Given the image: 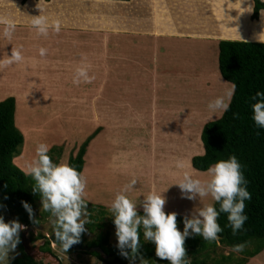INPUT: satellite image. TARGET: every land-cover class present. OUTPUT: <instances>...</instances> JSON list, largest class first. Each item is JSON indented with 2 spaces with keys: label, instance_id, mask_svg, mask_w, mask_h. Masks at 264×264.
I'll use <instances>...</instances> for the list:
<instances>
[{
  "label": "crops",
  "instance_id": "1",
  "mask_svg": "<svg viewBox=\"0 0 264 264\" xmlns=\"http://www.w3.org/2000/svg\"><path fill=\"white\" fill-rule=\"evenodd\" d=\"M60 1L64 0L50 2L28 0L26 4L24 0H0V17H11L16 22L11 39L3 36L5 26L0 24V87L3 83L7 85L8 81H12L11 86L13 83L16 84L14 92L12 87L4 92L2 88L0 89V103L14 97L17 104V117L19 110L23 108L27 109L25 114H30L32 112L27 107L29 104L27 99L31 97L28 93L33 90L42 91L40 84H50L63 67L72 73L70 67L72 64L77 68L82 64L90 65V75L94 77L92 82L100 83V88L107 89L114 100L111 107H100V114L102 113L103 116L105 113L110 114L108 124L100 126L106 130L100 135V140L110 136L109 142L117 148L114 155L118 156L119 162L116 163V157L112 155V161L108 160V169L111 171L109 173L120 176L124 170L136 171L137 166L133 167L128 165L129 163L123 165V159L130 163L136 159L141 160L142 152H139V147L142 146L160 145L168 148L170 144H167L168 139L163 132L165 134L174 130L183 132V135L179 136V141L182 153L186 155L191 153L188 167L185 170L178 167L174 156L166 155L167 149L164 152H158L162 157L160 160L162 167L158 169L155 176L157 181L149 185L151 191L163 193V196L168 199L169 203L165 204L164 211L179 215L181 204L192 203V201L181 198L179 187L177 185L173 187L170 179L177 184L185 173L193 178L209 179L208 172H199L192 167V159L205 154L201 140L204 127L210 122L220 120L224 113L221 117L219 114L213 117V119L218 118L217 120L208 122L211 118L207 106L201 110L204 114L194 110L190 112V115L197 119L194 126H191L194 119L183 116L186 113L183 108H173V99L176 101L185 93L195 89L191 86L199 80L201 72H194V67H206V58L200 65L197 61L199 58L195 59V56L199 55L200 51L209 49L213 51L214 56L211 57V61L213 58V67L216 70L217 83H219L216 98L224 95L233 84L226 82L220 74V43L222 41L260 43L255 37L264 32L262 22L264 17L260 16L259 21L252 20L254 0L253 3L252 0H94L93 3L85 2V5L89 4L88 6L92 7L94 12L92 15L105 24V34L109 36L108 41L99 46L96 45L95 39L100 41V31L96 28L80 26V23L75 26L70 25L71 13L67 15L68 7L58 5ZM56 3L59 7L55 5ZM103 7H109V9H103ZM41 12L49 18L50 22H59L58 31L51 28L47 36L37 34L31 26V20L39 16ZM13 48L22 51L24 61L9 66L7 60ZM41 48L47 49L46 56H40ZM64 58L68 59L66 64L63 63ZM75 71L76 69L74 73ZM75 86L78 85L71 84L66 89H72ZM206 89H209V85H206ZM57 97L54 95V99ZM48 98L51 97L48 96ZM79 98L90 97L83 94ZM59 108L62 107L47 108L43 104L38 110L45 109L40 111L44 114H57L61 111ZM101 121H104V117L100 119ZM199 122L202 123L201 126L198 125ZM184 123L189 126H184ZM196 129L199 130L197 143L194 141L195 136L192 135ZM126 131H133V137H126ZM137 132H144L146 136H137ZM185 132L189 134L184 137ZM146 137L149 139L147 140ZM130 143L138 147L136 151H131L128 147ZM102 152L105 154L104 149ZM153 157L151 155V158ZM103 161H106L104 156ZM110 162L113 163L112 169L109 167ZM120 187L125 188L123 184ZM197 200L201 204V200L199 198ZM209 200L204 204H213L211 197ZM193 203L196 202L193 201ZM141 209L142 206L137 208L138 211L143 212Z\"/></svg>",
  "mask_w": 264,
  "mask_h": 264
},
{
  "label": "rangeland",
  "instance_id": "2",
  "mask_svg": "<svg viewBox=\"0 0 264 264\" xmlns=\"http://www.w3.org/2000/svg\"><path fill=\"white\" fill-rule=\"evenodd\" d=\"M28 2V1H27ZM26 2V3H27ZM85 2H95L94 0H68L60 1L58 5L68 7L67 15L70 14V25H77L80 23V26H87L89 28H96L100 31V41L95 39L96 45H101L105 41H108L109 36L106 33L104 28L105 24L97 20L96 16H93L92 7L85 5ZM24 3V4H26ZM57 7V3L55 4ZM103 9H109V7H103ZM28 12V10H27ZM73 19V20H72ZM264 24V18H263ZM255 26V25H252ZM26 28V27H25ZM264 29V28H263ZM255 37V36H254ZM96 48H98L96 46ZM208 49V48H207ZM213 55L212 49L208 51L202 50L200 54L195 56V59L199 58L197 61L200 65L203 64V60L206 58V67H194V72H201L199 80L195 82L191 87L195 88L189 93H185L182 97L173 99V108L179 109L183 108L186 113L183 116L191 117L194 119L191 126H194L196 122V117L190 115V112L196 110L201 114H204L203 107L208 106L213 98H216V93L218 91L219 83H217L218 78L216 70L213 67L214 59L211 57ZM68 59L64 58L63 63H67ZM72 68L69 72L65 67L62 68L60 72L57 73V76L51 83L40 84L43 88L42 91L33 90L30 95V99H27L28 106L30 109V114H25L26 108L19 110L18 117L16 114V125L21 130H23V135L25 137L24 148L22 149V155L15 160V164L19 167L24 173L27 171L28 165L36 159V148L40 143H46L50 146V149L53 147H62L64 149L63 157L60 160V164H68L71 155L76 154L78 149L83 145L88 137L94 134V132L100 128V126H106L110 117L109 113L100 114V107L112 105L114 102L112 94L107 89L100 88V83H82L78 86L72 87V89H66L70 87L71 84H74L72 81L74 79L75 73L74 70L77 67L72 64ZM221 74V73H220ZM12 81H8L7 85L3 83L2 92L11 89L14 92L16 90V84ZM1 85V84H0ZM37 85V84H36ZM206 85H209V89H206ZM212 85V86H211ZM104 90V91H103ZM56 93H55V92ZM72 94V95H70ZM76 94V95H75ZM87 95L90 97L88 99L79 98L82 95ZM54 95L58 96L54 99ZM50 96L51 98H48ZM76 96V98H75ZM68 97V98H67ZM43 102V103H40ZM116 103V102H115ZM45 104L47 108L49 106H59L62 107L60 112L57 114H44L41 113V110L38 108ZM172 104V103H171ZM175 106V107H174ZM29 111V110H28ZM17 113V112H16ZM218 115V114H217ZM104 117V121L100 122V119ZM205 117V115H203ZM221 117V115H220ZM218 119V118H217ZM217 119H210L214 121ZM111 124V123H110ZM199 126L202 125L201 122L198 123ZM184 126H189V124L184 123ZM105 128H100V134L96 137L95 140L91 143L87 155H86V165L83 172V175L87 179V189L86 197L88 203L96 207H103L107 213H105V218L102 217L103 229L92 230L88 229L87 225L85 226L86 231L84 232L85 242L91 243L94 241L100 234H110L111 235V245L117 246V236L116 228L112 223L114 217L109 211L110 205L114 200L117 193L121 192L124 188L120 187L122 184L124 186L129 185L133 180L136 181L134 189L130 190L127 195L134 202L138 203L137 208L142 206V201L150 192L155 190H150V183L155 182L156 174L158 169L161 168L162 163L160 162L161 156L158 152H164L165 149L168 151L166 155H173L176 159L177 164L182 163V170H185L189 165L190 154L182 153L181 143L179 141V136L183 135V132L170 131L167 134L163 132L165 137L168 139L167 144H170L168 148L164 146H155L147 145L146 147H139V152L141 154V160H134L133 162H128V160L123 159V165L129 163L133 167L137 166L136 171L124 170L122 175L111 174L108 169V160L112 161V155L116 157V163L118 162V156L114 155V152L117 150L116 147H113L110 143V136H106V139L100 140V135L105 132ZM22 132V131H21ZM136 133V131H135ZM160 136L161 132H159ZM187 132L184 133V137ZM194 135V141L197 143L199 141V130L196 129L192 132ZM137 136H146L144 132H137ZM148 136V135H147ZM126 137L132 138L133 131H126ZM147 138V137H146ZM149 138H147L148 140ZM186 139V138H185ZM101 142V144H100ZM188 142V141H186ZM198 145V144H197ZM202 145V143H201ZM131 151H136L138 147H135L134 143H130L128 146ZM127 147V148H128ZM201 147V146H200ZM128 148V149H129ZM105 150V154L102 152ZM153 152V154H152ZM128 154V153H127ZM137 154V152H136ZM162 154V153H161ZM198 154V153H196ZM151 155L153 158H151ZM103 156L105 157V162L103 161ZM135 156V154H134ZM168 158V156H166ZM157 160V162H156ZM166 163V162H164ZM113 163L110 162L109 167L112 169ZM120 166V165H119ZM140 167V168H139ZM137 175H136V174ZM205 173V172H203ZM146 177V178H145ZM199 179V178H196ZM105 180V184H103ZM201 180H207L201 178ZM157 181V180H156ZM102 182V183H101ZM172 186L174 187V180L170 179ZM101 183V184H100ZM155 184V183H154ZM153 185V184H152ZM147 188V189H145ZM146 192V193H145ZM166 203L168 199L166 198ZM206 201H210L209 197L201 200L199 204L198 200H195L196 203L184 202V205L181 204L179 207L180 214L183 217H191V213L199 207L206 206L204 204ZM212 205H214V201ZM211 204V203H210ZM107 205V206H104ZM0 216H3L5 222L18 221L19 223L25 225V229L20 232V243L17 245V248L14 253L10 254V264H15L17 260L23 259L26 256H29L33 259L35 264H106L104 261L98 259L97 257L92 256L86 252H70L64 251L61 245L54 244L51 242V238L54 235V227L52 224V219L50 213L43 212L41 210L42 204L40 203L37 209L33 212L34 216L40 222L34 224L31 220V225L27 226L24 224L18 216V213L15 209H9L0 202ZM143 210V208L141 209ZM89 212V210H88ZM99 210L95 213V216L98 215ZM140 212V211H138ZM179 214V215H180ZM90 217V212L88 219ZM90 220V219H89ZM91 221V220H90ZM182 232L183 228L178 227ZM25 234V237L23 238ZM23 239H26V243L23 244ZM49 240L51 245L47 246V241ZM27 248V249H26ZM253 250L254 246L248 248ZM234 254L236 258H244L245 256L241 253L231 252L230 249L220 247L216 254L213 255L216 258H221L222 256H230ZM51 257L52 260L49 261L48 258ZM192 261V259L190 258ZM135 264H140L135 262ZM152 264H162V263H152ZM247 264H264V251L254 259H248Z\"/></svg>",
  "mask_w": 264,
  "mask_h": 264
},
{
  "label": "clouds",
  "instance_id": "3",
  "mask_svg": "<svg viewBox=\"0 0 264 264\" xmlns=\"http://www.w3.org/2000/svg\"><path fill=\"white\" fill-rule=\"evenodd\" d=\"M261 16L264 17V12H261ZM0 24L5 26L3 36L11 39L16 28L15 20L11 17H0ZM31 26L41 36H47L51 28L59 30V22H50L42 12L32 18ZM255 39L264 44V32L258 34ZM39 54L41 57L46 56L47 49L41 48ZM23 61L22 51L13 48L7 64L11 66ZM89 70L90 65L79 66L75 71L73 83H92L94 77L90 75ZM235 91L236 85L233 84L224 95L218 96L208 104L211 119L217 117V114L222 116L230 109ZM252 99L255 101L252 104V119L257 128L264 129V92H257ZM49 152L50 146L40 143L36 148V159L28 165L25 174L31 176L35 182L32 187L33 194H39L41 210L50 213V217L54 218L52 224L55 237L67 252L74 244L80 242L82 233L86 231V224L91 223L88 219V202L85 199L87 179L70 165L55 163ZM177 166L182 168L183 164ZM208 177L207 180H201L185 173L180 182L174 184L179 187L181 198L195 201L197 198L203 200L211 197L219 204V209L212 204L196 208L190 218L183 219L182 232L177 226V213L164 211L166 199L163 193L153 191L144 197L141 202L143 215H140L137 210L138 203H134L127 195L134 189L136 181L133 180L125 186L116 194L109 208L114 217L120 254L129 259L130 264H135L137 259L140 264H149L148 260L139 255L142 229L144 241L155 244L156 257L167 260L170 264H191V260L187 258L185 240L191 236H202L209 243H218V234L223 231L218 223L221 213L227 214V226L232 229L233 235L242 230L248 220L245 215V201L251 200L252 197L247 190L248 181L237 157L233 155L214 164L208 169ZM22 205L28 212L29 219L38 224L40 221L35 218L31 205L26 201H22ZM24 229L25 225L18 221L5 222L4 217L0 216V264H10V254L15 252L21 242L20 232ZM245 247L246 244L234 245L231 252L241 253ZM48 260L51 261L52 258L49 257Z\"/></svg>",
  "mask_w": 264,
  "mask_h": 264
},
{
  "label": "trees",
  "instance_id": "4",
  "mask_svg": "<svg viewBox=\"0 0 264 264\" xmlns=\"http://www.w3.org/2000/svg\"><path fill=\"white\" fill-rule=\"evenodd\" d=\"M28 0H24L26 3ZM50 2L51 0H46ZM101 1V0H98ZM128 1V0H103ZM255 8L253 21H259L261 12H264V0H254ZM219 70L223 79L236 85L230 109L218 121L208 123L201 135L205 149L203 156L192 159V167L199 172H208V169L221 160H227L235 155L242 165V172L248 181L247 190L251 193V200L245 201V215L248 220L236 235L228 227L226 213L218 218L223 231L218 234L219 242L205 241L202 236H191L185 240L187 258L191 264H247L248 259H254L264 251V129L257 128L252 119V97L257 92H264V44L222 41L219 47ZM17 104L14 97L0 103V202L9 209H15L21 221L27 226L31 225L29 214L22 205L26 201L31 205L33 212L41 203L39 194H33L34 181L16 166L15 160L22 155L25 137L16 125ZM100 134L98 128L93 135L87 138L76 154L71 155L68 165L83 174L86 165L88 149ZM64 149L53 147L49 155L53 161L60 164ZM214 206L219 209V204ZM91 223L86 224L88 229H103L102 217L105 218V209L88 203ZM98 215L95 216V213ZM143 215V212H138ZM185 217L177 215V226L183 228ZM112 223L114 224L113 220ZM110 234H100L91 243L85 242L82 233L79 244L89 248H100L107 258L94 253L92 256L104 261L106 264H130L124 258L117 246L111 245ZM47 241V246L51 243ZM118 243V242H117ZM141 247L139 255L152 263L170 264L167 260L156 257L155 244L143 239L141 229ZM237 244H246L242 254L244 258H236L234 254L216 258L220 247L230 249ZM254 246L253 250L248 248ZM68 251L73 252L68 249ZM130 252V250H128ZM135 262L140 263L139 259ZM15 264H35L33 259L26 256L17 260Z\"/></svg>",
  "mask_w": 264,
  "mask_h": 264
},
{
  "label": "water",
  "instance_id": "5",
  "mask_svg": "<svg viewBox=\"0 0 264 264\" xmlns=\"http://www.w3.org/2000/svg\"><path fill=\"white\" fill-rule=\"evenodd\" d=\"M24 237H25V234H24L23 238H24ZM24 242L26 243V239H23V244H24ZM51 242H53V243H55V244H59V245H61V244L57 241V239H56V237H55V234L52 236V238H51ZM61 246H62V245H61ZM26 249H27V248H26ZM69 250L74 251V252H80V251H82V252H86V253H88V254H94V253H97V254H100L103 258H107L106 255H105V253H104V251H103L102 249H100V248H89V247L84 246V245H81V244H79V243L74 244L71 248H69Z\"/></svg>",
  "mask_w": 264,
  "mask_h": 264
}]
</instances>
